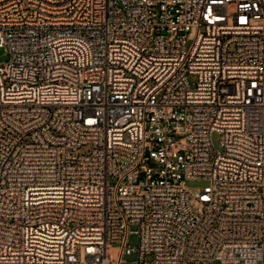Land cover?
<instances>
[{
	"label": "built area",
	"instance_id": "obj_1",
	"mask_svg": "<svg viewBox=\"0 0 264 264\" xmlns=\"http://www.w3.org/2000/svg\"><path fill=\"white\" fill-rule=\"evenodd\" d=\"M1 48L0 264H264V0H0Z\"/></svg>",
	"mask_w": 264,
	"mask_h": 264
},
{
	"label": "rangeland",
	"instance_id": "obj_2",
	"mask_svg": "<svg viewBox=\"0 0 264 264\" xmlns=\"http://www.w3.org/2000/svg\"><path fill=\"white\" fill-rule=\"evenodd\" d=\"M191 43H189L188 45H190ZM7 59L6 56V51L5 49L1 48L0 49V62H4ZM196 76H191L190 77V81L191 82H195L196 81ZM221 138L222 135L220 133L215 132L212 135V140L214 143V146L216 149L221 150L222 146H221ZM207 185V182L205 180H190L187 182V186L188 188L192 191V192H197V190L203 189L205 186ZM132 230H136V227H132ZM139 243V237L136 234H131L129 237V244L130 246H137Z\"/></svg>",
	"mask_w": 264,
	"mask_h": 264
}]
</instances>
